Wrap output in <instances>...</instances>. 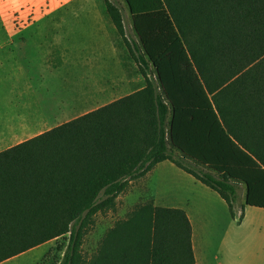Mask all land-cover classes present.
<instances>
[{
	"label": "trees",
	"instance_id": "trees-1",
	"mask_svg": "<svg viewBox=\"0 0 264 264\" xmlns=\"http://www.w3.org/2000/svg\"><path fill=\"white\" fill-rule=\"evenodd\" d=\"M123 1L145 86L0 152V263L68 236L61 264H74L91 218L165 161L232 218L241 185L245 206L264 210V0ZM89 264H195L188 218L148 202Z\"/></svg>",
	"mask_w": 264,
	"mask_h": 264
},
{
	"label": "crops",
	"instance_id": "crops-1",
	"mask_svg": "<svg viewBox=\"0 0 264 264\" xmlns=\"http://www.w3.org/2000/svg\"><path fill=\"white\" fill-rule=\"evenodd\" d=\"M96 2L42 0L40 3L51 7V12L35 14L30 18L20 15L21 20L26 22L29 18L31 21L26 27L0 28V152L132 94L128 92L115 100V93L129 89L130 79L123 77L115 89L114 65L118 58L114 25L107 14L112 27L103 15L93 11L88 13L90 11L83 8L97 6ZM15 4L17 0H0V22H3L5 14L14 12ZM62 9L63 13H53ZM83 18L89 20L93 29L82 26ZM12 19L10 15L9 22ZM44 22L53 23L52 26L56 23L57 28H47L52 26H45ZM151 175L157 177L159 186L156 183V191L163 192L164 187L170 188V191L175 188L180 193L183 191L185 196L182 201L175 199V195L170 198L164 194L153 196L156 203L160 202L156 205L158 207L184 211L191 226L195 264H199L194 241V218L190 216L196 197L193 190L202 194L206 192L204 196L210 194L208 191L215 192L168 161L158 163L143 177ZM162 182H168L170 187ZM190 187L192 190L189 191ZM241 187L244 189L243 185ZM247 209L264 211L244 203L238 216L239 224L243 222ZM23 254L0 264H9Z\"/></svg>",
	"mask_w": 264,
	"mask_h": 264
},
{
	"label": "rangeland",
	"instance_id": "rangeland-1",
	"mask_svg": "<svg viewBox=\"0 0 264 264\" xmlns=\"http://www.w3.org/2000/svg\"><path fill=\"white\" fill-rule=\"evenodd\" d=\"M40 1L42 0H28V2L17 0V4L13 5L14 12H9L10 14L7 13L3 16L0 28L26 27L31 24L30 16L35 14L44 15L51 12V7L41 4ZM107 1L115 7L121 17L122 34L120 35L117 32L115 26L113 29L115 31L116 58H118V62L115 61L114 65L115 89L118 87L117 84L121 83L123 77L127 76L130 79L129 89L123 92L120 91L118 94L115 93L116 100L120 96L128 94V92L135 93L145 86L144 78L139 70L140 68L143 70L144 67L138 62L141 58L142 50L134 33L126 3L123 0ZM96 3L97 6L91 5L83 8L90 11L88 13L93 11L95 14L103 15L107 23L112 27V21L110 22L106 16L103 1L97 0ZM63 12L64 10L62 9L53 13ZM12 13L14 14L12 15ZM23 14L29 16L28 21L21 20L20 15ZM10 15L11 19L13 17L11 22H9ZM43 24L45 26L53 25L50 22H44ZM83 25L87 27L86 29H93L90 28L91 23L86 18L82 20ZM47 28H57L56 23L55 26ZM190 28V31L193 30L190 33H197L194 30L195 27L191 26ZM139 78L140 81H137ZM189 165L191 168L193 167L192 169L195 168L194 170L196 171L202 170L197 166ZM156 179L157 177L151 175L147 178L142 177L134 180L123 193L116 197L109 209L99 212L91 218L83 230L81 245L73 260L74 264H89L96 255L100 243L107 232L118 223L129 219L133 212L141 206L148 202H151L154 206L159 205L160 202L156 203L154 194L157 197L160 194H164V196L169 198L175 195V199L182 201L185 195L183 191L181 193L178 192L177 188L170 191V188L164 187L162 189L163 192H160L159 189L156 191L158 184ZM162 184H168L170 187L168 182H162ZM188 190L190 191L192 188L190 187ZM196 191L193 190V194L196 197L194 198L195 203L191 206L192 215L189 214L194 218V241L199 255V264H217L218 262L221 264H264V211L247 209L243 222L238 223V216H240L244 205L243 187L240 186L238 189L239 196L234 210L237 215H235L234 220L230 218L227 207L215 193L208 191L210 194L204 196L206 192L203 191L204 194H202ZM169 198L166 199L167 202L170 201ZM67 245L68 236L56 238L25 252L17 259H12L9 264H61ZM201 246H203V249Z\"/></svg>",
	"mask_w": 264,
	"mask_h": 264
},
{
	"label": "water",
	"instance_id": "water-1",
	"mask_svg": "<svg viewBox=\"0 0 264 264\" xmlns=\"http://www.w3.org/2000/svg\"><path fill=\"white\" fill-rule=\"evenodd\" d=\"M126 6H127L128 10H129V13H130V9H129V7H128V4H126Z\"/></svg>",
	"mask_w": 264,
	"mask_h": 264
}]
</instances>
